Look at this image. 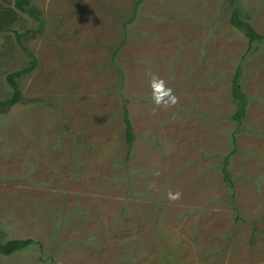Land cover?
<instances>
[{"label": "rangeland", "instance_id": "rangeland-1", "mask_svg": "<svg viewBox=\"0 0 264 264\" xmlns=\"http://www.w3.org/2000/svg\"><path fill=\"white\" fill-rule=\"evenodd\" d=\"M229 1L0 0V100L36 60L0 114V234L38 243L0 264H264V40ZM233 1L264 37V0Z\"/></svg>", "mask_w": 264, "mask_h": 264}, {"label": "trees", "instance_id": "trees-1", "mask_svg": "<svg viewBox=\"0 0 264 264\" xmlns=\"http://www.w3.org/2000/svg\"><path fill=\"white\" fill-rule=\"evenodd\" d=\"M141 2L142 0H137L133 11V16L136 15V12ZM229 5L232 8V14L229 20L231 26L237 29L238 31H240L241 33H243L248 43L254 44V43L262 42L264 40V37L261 34H258L255 31V29L251 26V24L245 20L242 10L235 6L233 0L229 1ZM14 7L18 12L25 13L32 19H36V20L38 19L39 10L36 7L29 5V0H14ZM27 53L31 58L29 67L24 70L11 72L6 76L5 80H6L7 88L10 91V97L7 98L6 100H0V114L4 113L8 108L14 107L15 105L23 101V97L18 85V80L23 75L33 71V69L36 66V60L34 58V55L28 50ZM117 53L118 52H115L114 57L117 56ZM240 76H241V71L239 68H237L236 73L232 79V97L236 105V111L235 114L231 117V120L234 121L237 125L238 128L237 131H240L241 129L240 126L245 118L246 105H247L246 95L244 94V92L240 87ZM121 112H122L121 118L124 127L123 132L125 134V143L127 145V152L125 156L127 159L132 144L135 140V134L132 131L133 126L130 119V112L125 103L122 105ZM232 139H233V145H235L234 138ZM228 166H229L228 157H225L221 172L224 181L227 184V187L230 191L231 199L233 201L235 187L232 181H230V175L227 170ZM237 219H239V217ZM35 245H38V243L33 240H29V241L18 240V239L4 240L3 236L0 234V255L4 256V258L11 257L17 253L23 252L29 246H35Z\"/></svg>", "mask_w": 264, "mask_h": 264}, {"label": "clouds", "instance_id": "clouds-1", "mask_svg": "<svg viewBox=\"0 0 264 264\" xmlns=\"http://www.w3.org/2000/svg\"><path fill=\"white\" fill-rule=\"evenodd\" d=\"M154 79H155V77H154ZM169 92H170V89H169ZM154 102L157 103V104L159 103V101H158V100H155V98H154ZM173 102H174V98H173ZM179 195H180L179 193H176V194H175L174 196H172L171 198H172V199H178V198H179Z\"/></svg>", "mask_w": 264, "mask_h": 264}]
</instances>
